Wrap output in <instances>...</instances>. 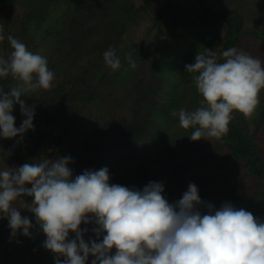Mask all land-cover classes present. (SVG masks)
<instances>
[{"label": "rangeland", "instance_id": "374dc122", "mask_svg": "<svg viewBox=\"0 0 264 264\" xmlns=\"http://www.w3.org/2000/svg\"><path fill=\"white\" fill-rule=\"evenodd\" d=\"M8 2L0 0V26L5 34L0 41V55L7 57L12 51L7 40L11 34L29 50L47 57L55 79L49 89L22 94L26 105L34 107V128L26 131L22 140L19 136L0 138V149L11 152L0 159V167L67 155L72 157L69 167L73 176L81 174L90 162L92 170L107 166L110 181L138 188L149 181H160L167 189L159 173L173 165L175 159L198 156V169L191 182L197 185L204 202L219 207L225 195L236 188L241 199L235 207L264 218V186L246 175L243 164L216 138L191 140L190 128L186 147L175 145L160 154H144L157 140L158 132H168L172 137L183 135L185 128L182 132L178 129L177 115L173 113L181 107L195 108L200 101L185 65L206 47L216 52L222 48L226 27H202L198 21L200 11L208 6L214 11L240 12L244 29L236 47L264 60V0ZM163 8L167 11L158 16ZM29 12L34 13L30 18ZM109 46L121 59L117 70L104 63L103 52ZM127 55L135 60L134 69L128 66ZM8 79L9 91L19 82ZM169 107L170 118L163 119L161 112ZM12 114L18 127L25 118L18 103H14ZM233 119L257 140L264 159V90L250 118L234 112ZM63 135L65 141L55 149L56 139ZM183 148H188L186 156L181 155ZM134 156L138 159L134 160ZM181 195L179 191L165 197L174 202ZM31 200L24 196L15 202L21 215L32 223L30 236L18 232L10 239L8 220L0 218V264H35L39 255L35 237L42 231L34 213L27 209ZM87 225L82 222L81 227Z\"/></svg>", "mask_w": 264, "mask_h": 264}, {"label": "clouds", "instance_id": "9594fccd", "mask_svg": "<svg viewBox=\"0 0 264 264\" xmlns=\"http://www.w3.org/2000/svg\"><path fill=\"white\" fill-rule=\"evenodd\" d=\"M4 39L0 26V41ZM7 40L12 51L7 57L0 55V78L19 83L8 92L0 88V138L22 140L34 128L35 110L21 96L52 87L55 73L45 55L29 50L11 34ZM103 59L112 70L121 67L111 46ZM125 59L130 68L136 67L131 55ZM185 71L192 74L201 99L199 106L181 107L173 115L181 127L193 129L191 140L221 139L234 112L250 118L260 103L264 60L242 49L229 47L218 54L206 47ZM14 103L25 117L18 127ZM10 154L0 149V159ZM71 161L66 155L0 167V218L8 220L10 239L18 232L31 235L32 223L15 203L30 196L27 209L46 235L43 247L64 257L56 258L55 264H87L90 257V264H264V219L250 211L231 202L219 207L204 202L194 182L169 202L163 182L149 181L142 188L110 183L107 166L73 176ZM82 222L95 225V239L84 238L89 229L82 228Z\"/></svg>", "mask_w": 264, "mask_h": 264}, {"label": "trees", "instance_id": "16d2710c", "mask_svg": "<svg viewBox=\"0 0 264 264\" xmlns=\"http://www.w3.org/2000/svg\"><path fill=\"white\" fill-rule=\"evenodd\" d=\"M14 1L15 0H9L8 4L13 3ZM191 1L201 2V0H191ZM166 11L167 8L166 9L163 8L159 12L158 16H161L162 13ZM33 14H34L33 12H29L27 17L30 18L33 16ZM198 21L200 25L205 28L219 26V25H224L226 27L225 39L222 48L217 51L218 54L222 50H225L229 47H236V45L240 41V35L244 29V17L240 12L236 10L214 11L210 7L205 6L199 13ZM27 31L28 29L26 28L24 37L26 36ZM8 83H9L8 77L0 78V88H3L5 92L8 91V86H7ZM198 96L200 95L198 94ZM170 110L171 107H169V109L167 108L166 110L162 111L161 117L163 119L164 118L169 119ZM177 121L179 122L178 116L176 117V122ZM178 129L181 131L182 127L180 126L178 127ZM189 132H190V128L184 129V131L182 132L183 135H181L180 137H176V136L172 137L171 135H169L168 132L166 134H162L161 132H158L159 136L157 140L153 141V144L147 148L144 154L145 155L149 154L151 156L155 154H160L164 151V148L168 147L169 149L170 146H175V145L176 146L180 145V147L185 145L186 147L187 143L189 144V140H187ZM216 140L219 145H223L224 147H226L228 151L232 154V156H234L239 163L243 164L246 175L253 176L261 185L264 186V159L259 154L257 140L248 133L245 127H242L240 124L236 123L234 119H232L228 126V132L221 139H216ZM64 141H65L64 135L58 137L54 144L55 149L60 148L61 144ZM187 149L183 148L181 155L186 156L188 152ZM137 159H138L137 156H134V160ZM181 159L180 160L175 159L173 165H171L168 169L166 168L162 170L161 173H159V176L161 178L160 180L167 183V186L165 187L167 189H164V193L169 197L175 196V193L178 194L179 191L183 193L181 189H187L188 183L192 181L191 177L193 173L198 169L196 166L199 163L198 156H194V157L190 156L187 158L182 157ZM84 167H85L84 170L93 169L91 167L90 162H88ZM99 168L101 167L97 166L95 170ZM141 177L143 178L144 176L141 175ZM110 183H118V182L114 179L111 180ZM126 186L131 187L132 185H126ZM240 199H241L240 192L236 188H234L225 195L223 202H231L234 206H236L237 203L240 201ZM85 227H87L89 231L84 233V238L87 240L88 237L91 236L93 239H95L96 238L95 234L91 232V228L95 227V225L92 223ZM73 237H74V233H73ZM45 239H46V235L43 232L38 233L37 236L35 237L34 246L37 248V251L39 253L35 261V264H45L46 262H48L49 264H55L56 258L63 260L64 259L63 256L57 257V254L43 247L42 242ZM90 260L91 257L89 258L87 264H90Z\"/></svg>", "mask_w": 264, "mask_h": 264}]
</instances>
